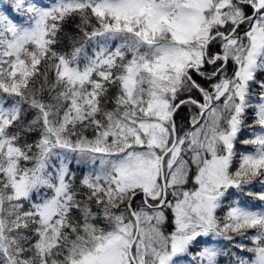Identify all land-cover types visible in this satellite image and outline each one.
I'll list each match as a JSON object with an SVG mask.
<instances>
[{"label":"snow or ice","instance_id":"obj_1","mask_svg":"<svg viewBox=\"0 0 264 264\" xmlns=\"http://www.w3.org/2000/svg\"><path fill=\"white\" fill-rule=\"evenodd\" d=\"M0 264H264V0H0Z\"/></svg>","mask_w":264,"mask_h":264},{"label":"trees","instance_id":"obj_2","mask_svg":"<svg viewBox=\"0 0 264 264\" xmlns=\"http://www.w3.org/2000/svg\"><path fill=\"white\" fill-rule=\"evenodd\" d=\"M186 111V110H185Z\"/></svg>","mask_w":264,"mask_h":264}]
</instances>
